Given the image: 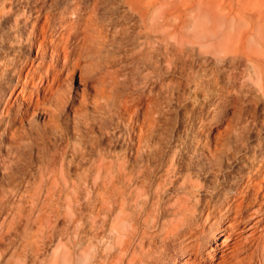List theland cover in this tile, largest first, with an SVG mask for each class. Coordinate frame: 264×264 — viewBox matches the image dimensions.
Returning <instances> with one entry per match:
<instances>
[{"label": "bare ground", "instance_id": "obj_1", "mask_svg": "<svg viewBox=\"0 0 264 264\" xmlns=\"http://www.w3.org/2000/svg\"><path fill=\"white\" fill-rule=\"evenodd\" d=\"M111 2L0 0V144L5 152L0 158V217L4 215L0 234L5 223L12 226L24 211L34 208L41 224L49 199L58 194L64 211L45 216L51 247L47 264H238L246 243L244 230L261 209L258 198H264V136L251 137V122L260 112L264 116V5L249 7L240 1L236 10L220 11L208 4L216 16L240 19L238 29L227 34L214 23L202 24L193 12L176 14L177 0H121L126 7L118 11L123 34L124 25L140 22V34L162 37L171 61L187 49L202 59L229 60L242 65L244 84L236 92L217 89L220 69H210L204 73L210 74L207 84L197 92L209 108L220 109L212 119L219 116L223 121L198 122L197 116L204 113L193 104L190 112L183 109L188 119L178 126L177 110L170 102L174 92L164 94L163 85L155 80L151 94L135 106L142 119L136 143L131 141L122 154L112 155L107 147L100 148L104 138L107 145L110 139L103 132L102 114L116 103L127 108L128 100L116 102L113 94H122L111 86V71L102 61L110 57L107 46L113 38ZM100 8L105 11L100 13L103 24L98 21ZM34 35V53L40 55L36 65L21 53L31 48ZM46 39L50 47L44 46ZM49 52L53 60L64 59L67 74L78 69V85L92 88L90 98L85 88L79 98H75L79 88L69 97L72 132L80 154L83 148L97 149L94 180L103 173V186L110 183L114 199H78L74 183L65 192L54 188L53 181L32 190L25 185L31 179L33 156L38 157L41 175L56 164L52 161L56 150L50 154L44 138L47 129L60 126L59 111L66 102L59 94L61 71L45 62ZM156 55L153 46L151 71L158 74ZM177 79L172 74L161 84ZM87 99L95 114L85 110ZM81 125L89 143L79 132ZM25 138L29 143L20 142ZM109 155L112 159H107ZM75 160L73 156L62 165L78 164ZM26 196L31 198L28 206ZM258 236L253 229L246 240ZM16 252L12 241L1 255L13 262Z\"/></svg>", "mask_w": 264, "mask_h": 264}, {"label": "rangeland", "instance_id": "obj_2", "mask_svg": "<svg viewBox=\"0 0 264 264\" xmlns=\"http://www.w3.org/2000/svg\"><path fill=\"white\" fill-rule=\"evenodd\" d=\"M240 1L245 3L249 7H255L264 5V0H177L176 14L181 15L186 11L193 12L195 17H199L202 24L209 25L214 23L217 28L227 32V34H233L238 29L240 19H226L222 16H216L213 14L211 7L208 4L218 7L221 11L236 10L240 6ZM85 4L87 2L85 1ZM126 9L121 4V0H112L111 2V29L113 31V38L107 46L110 49V57L102 59L104 64L107 65L111 71V86L121 92L122 96H114L116 102L125 97L127 102V108H124L117 103L111 105L109 112L102 114L106 120V127L103 130L110 137L109 144H105L106 139L100 144V148H108L110 153L122 154L124 147L127 143L133 141L136 143V135L139 133V124L142 123L141 116L136 112V105L144 101L151 93V89L156 87L154 81L157 80V85H163L161 90L164 94L174 92L170 99L172 106L177 110L176 123L181 125L188 118L182 113L183 109L187 112L193 107H202L204 115H198L197 121L206 123L207 125L213 123V121H223L222 118L215 117L212 119L211 114H218L220 109L213 107L209 108L203 100V94L197 92L198 87L206 85L209 70L220 69L219 75H217V89H227L232 92L239 91L243 87L244 79L241 73L242 65L234 66L229 60L221 62H215L213 58L208 57L202 59V57L195 51L187 49L184 52L178 54L175 61L170 60V54L165 49V41L162 37L148 36L140 34V22L133 25L132 21L125 26V33H122V20L118 11ZM101 12H105L103 8L99 10V23L103 24ZM22 24V22H20ZM101 28V26H100ZM39 39V37H37ZM36 37L31 36L32 46L29 50L21 49V53L28 56L31 63L34 65L39 63V54L34 53V43ZM157 41L154 43V41ZM45 47H50V42L45 40ZM157 47V55L153 60L157 61L159 67V73L152 72L150 50L152 47ZM24 47V46H23ZM17 50V48H16ZM204 60V61H203ZM47 64H54L55 68L61 71V83L59 94L61 98L65 100V108L60 113V126L50 131L47 129L44 142L50 150V154L53 150H56L53 160L56 164H52L50 168L44 169V174L41 175L38 170L37 156H33L34 165L30 168L31 179L28 184L31 185V190L34 185L43 186L46 182L51 183L53 181L54 188L61 189L65 192L69 186L74 183L78 187V195L81 200L86 199H114V193L112 191L110 183L103 186L104 174H100L96 180H94L96 172L94 170L93 161L98 158L96 154L97 149H82L83 154L77 151L78 139L74 137L72 132V113L69 109L71 101L69 100L75 88H79L75 98L80 97L82 88H85V94L90 98V84L78 85V69L72 74H67L66 68H64V59L59 58L53 60L50 52L46 57ZM106 67V68H107ZM44 69V68H43ZM174 75L177 80H173L167 84H161L163 78H167L170 75ZM70 77L72 79H70ZM198 79L201 80L198 82ZM69 83V86L66 84ZM198 83V84H196ZM92 92V91H91ZM184 94L183 98H178L176 94ZM124 98V99H125ZM91 99H87V104L84 106L85 110L91 114H95ZM75 104L76 100H74ZM49 105L58 109L55 103H49ZM16 107V105H14ZM190 107V108H189ZM199 109V108H198ZM261 109V108H260ZM209 111V112H208ZM208 112V114H206ZM207 115L209 118L206 119ZM258 120L252 121L250 117L247 118L248 122L254 123L251 125L252 133L251 137L256 138L257 134L264 136V116L260 112ZM195 116V115H194ZM190 118H193V116ZM40 124V122H39ZM99 124V123H97ZM37 126H40L37 124ZM95 135H99L97 127L94 126ZM84 126L81 125L80 134L85 139L86 143H89L87 136H85ZM0 132L2 130L0 129ZM29 132V131H28ZM98 132V133H97ZM212 131L210 137H212ZM30 135V134H29ZM104 136V135H103ZM106 137V136H105ZM21 140V143H29V140ZM41 141L37 140L38 145ZM1 143V142H0ZM29 148V147H28ZM93 150V151H92ZM34 151H36L34 149ZM35 153V152H34ZM81 155H83L81 157ZM73 156H76L75 162L78 164L67 165L62 162L70 160ZM5 157V152L0 144V158ZM47 157V156H46ZM74 159V158H73ZM107 159H112V156H108ZM113 170V169H112ZM22 173V170L20 171ZM108 178V177H107ZM5 186V185H3ZM58 194L54 195V199H49V203L46 205L44 213L42 214L44 219L39 220L36 218V210L24 211L23 214L16 218L15 223L12 226L4 224L2 232L0 234V264H47L51 247L48 245L45 233L47 229L46 214L55 216L64 211V199H57ZM126 199V196H123ZM262 200L261 209L257 215L248 222L247 227L244 230V243L242 252L239 255L238 264H264V198L259 197ZM17 203L18 199H13ZM24 205L28 206L31 198L26 196ZM11 203H9L10 205ZM8 205V207H9ZM11 212V209H8ZM29 213V214H28ZM3 216L0 217V225L2 224ZM256 229V234L259 236L256 239H247V235L251 230ZM14 242L16 249V259L13 262H8L7 257L2 258L1 250L5 245ZM246 247V248H245Z\"/></svg>", "mask_w": 264, "mask_h": 264}]
</instances>
